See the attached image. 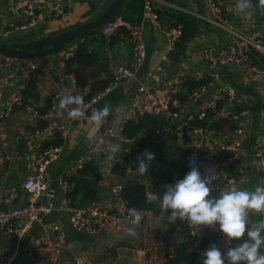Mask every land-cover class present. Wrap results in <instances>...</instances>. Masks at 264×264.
Returning a JSON list of instances; mask_svg holds the SVG:
<instances>
[{"label":"crops","instance_id":"0c3cea01","mask_svg":"<svg viewBox=\"0 0 264 264\" xmlns=\"http://www.w3.org/2000/svg\"><path fill=\"white\" fill-rule=\"evenodd\" d=\"M58 1L62 4L64 13L44 24L47 31L51 30V33L64 25L83 22L91 18L98 10L94 3L96 0ZM161 1L163 4L155 10V17L147 19L143 17L144 0L127 1L121 20L141 24L146 59L132 77L96 92L90 101L79 106L90 104L69 126L66 137L61 139L59 158L47 167L48 189L40 202L52 204L54 207V210L44 217V223L51 227L58 225L64 233L63 248L57 261L54 263L48 261L45 248L31 256L28 255L31 240L41 235L40 225L34 223L30 227L17 225L12 234L0 229V257L3 255L9 259V264H65L74 263L77 258L83 264H164L166 258L180 243L183 225L179 222L168 224L163 215H155L148 210L140 213L142 219L139 225H123L124 232L121 239L115 237L112 224L106 225L95 234L76 231L70 222L71 214L60 210L61 206H71V203L66 196L68 192L63 193L59 179L65 177L69 168L79 159L87 156L88 138L94 136L104 123L117 126L123 119L135 123L144 120L145 114L138 107L135 108L134 103L137 104L139 97L137 91L140 85L149 81L150 71L157 65H161L163 69L164 83L157 85L158 95L166 96L171 90L176 94L183 92L185 81H197L207 74L208 64L205 56L208 49H213L217 53L228 41L225 32L201 21L198 24V35L186 44L185 49L184 47L182 50L178 49L177 59L163 61L165 40L161 29L167 27L168 23L159 14L167 11L176 15L197 17L196 15H207L208 10L203 0ZM239 3L240 0H218L229 22L239 31L249 34L255 30L264 29V18L259 16L260 5L251 0V8L240 12L237 7ZM171 6H178L185 12L174 10ZM39 10V14L44 11L43 7ZM60 18L61 21L58 20ZM22 19L21 6L12 3L11 0H0V36L17 29ZM80 47L99 57L96 63L83 70L84 85L82 87L77 86L76 80L75 85L72 86L70 81H59L52 76L53 72L59 69V63L66 54L65 49L44 58L30 59L37 64L40 74V77L34 81L25 80L23 63L20 60L14 59L9 66L0 67V92L2 93L0 109L11 98L21 97V104L14 107L6 121L5 142L0 141V203L3 202L4 188H12L18 194V199L10 208L28 201L22 184L34 170L33 160L40 145V140L34 137V131L41 129L38 126L40 121L47 124L48 113H51L54 120L62 126H67V111L77 105H68L61 109L59 107L61 99L67 96L84 98L93 83L106 79L107 72L112 76L116 62L128 65L132 59L131 45L125 29H119L111 38H105L99 32L74 41L69 47L73 52L70 58ZM69 70L72 69L69 68ZM260 70L262 73L247 78L235 65L217 66L218 80L202 92L191 96L182 104L179 114L170 120V123H178L177 127L182 126L191 114L198 112L203 103L219 106L217 117L226 114L235 116L234 121L238 129L235 134L241 141L239 159L232 167L224 165V157L219 158L216 180L218 190L212 192V195H218L220 191L233 187L254 190L258 185L264 186V176L253 157V153L264 146V112L261 108L264 103V68ZM222 87H230L236 91V97L232 102L228 103L221 94ZM170 88L173 89L169 90ZM48 98L51 99L50 108L46 113L39 114L38 110L44 108ZM25 105L32 107L36 113L26 111ZM105 106L110 108L108 117L101 122H93L90 119L93 111L103 109ZM238 109L240 113L235 115ZM168 117V114H161L153 119H163L165 122ZM172 134L175 135V139L172 138ZM172 134L169 124L162 129L146 127L136 139L128 142L112 138L105 140L96 154L88 160L89 162L94 159L102 179L97 185L93 198L84 206L101 208L111 213L120 211L121 205L113 196L112 188L116 185L124 186L133 181L132 173L136 167L137 157H141L145 152L139 151V144L146 147L147 151L153 153L155 157L151 161L148 173L140 175L139 180L145 187V192H151L154 200L158 202L166 191L167 185L178 179L176 168L172 166V163L182 164L185 155L191 151L196 152L202 162L217 160L218 155L215 153L218 146L213 145L209 150L202 147L199 144L202 141V134L199 131H187L188 142L183 139L181 130L176 134L173 131ZM227 135L226 132L214 133L208 134L207 138L222 146L228 140ZM53 140L52 138L45 140L42 145L54 146L50 143ZM113 148H117L115 153L112 151ZM159 211L161 212L160 207ZM129 227L135 228V237L125 235ZM205 229L217 231L207 227ZM198 244V242L195 243V245ZM232 244L234 242L231 241L230 246H233ZM207 248L208 245L203 250ZM3 262L5 261L0 258V264Z\"/></svg>","mask_w":264,"mask_h":264},{"label":"built area","instance_id":"2783aa9c","mask_svg":"<svg viewBox=\"0 0 264 264\" xmlns=\"http://www.w3.org/2000/svg\"><path fill=\"white\" fill-rule=\"evenodd\" d=\"M207 6V15H196L199 20L204 21L211 26L218 28L225 32L228 36V41L226 45L217 53L213 49H208L206 53V60L208 64L207 76L211 80V84L218 80V73L216 71L217 66L235 65L243 73L244 76L250 78L256 74L262 73L258 65L253 59L255 53H260L264 55V29L255 30L249 34L243 33L236 29L227 19L226 13L222 10L218 4V0H203ZM12 3L19 5L23 8V19L18 29H24L26 27H33L38 24H42L44 21H48L54 17L61 16L63 11L62 4L56 0L53 2H47L46 0H11ZM163 4L161 0H144L143 4V17L144 18H154L155 10L159 5ZM43 7L44 11L39 14V8ZM174 10L185 12L178 6H171ZM259 16L264 18V8L260 6ZM119 29H125L127 33V38L131 45L132 59L128 65L121 62H116L114 64V73H112L111 86L120 83L122 80L132 77L135 72L144 63L147 53L146 47L142 35L141 24H133L127 21L118 20L115 23H111L105 26L101 35L105 38H111L115 36ZM164 40H165V52L163 56V61H169L171 56L176 52L177 44L182 36L181 26H167L161 29ZM6 35L3 34L1 36ZM73 52L66 53L59 63V69L53 72V75L59 81H70L71 85H75V78L73 73L67 68L65 61L71 57ZM14 61L13 58L0 55V67L9 66ZM23 63V75L26 81H34L40 77L38 72V67L35 62L30 59L20 60ZM163 69L161 65L155 66L149 73V78L147 83L140 85L138 89V100L137 104L134 103L135 108H139L144 114L151 116L152 118H158L161 114L169 113V101L171 97L176 94L173 88H170L169 93L166 96L158 95L156 93V87L159 83H164L163 79ZM210 84V85H211ZM205 88L198 91L191 92V96L202 92ZM221 94L229 102H232L236 97V91L230 87H222L220 89ZM2 99V93L0 92V102ZM21 104V97L15 96L7 101L3 107L0 109V141L5 142V130L6 121L11 115L14 107ZM90 104L86 103L83 107H79L82 113ZM215 106L209 103L201 104L198 112L193 113L189 116L197 117L198 119L203 118L204 111L213 110ZM77 107H72L67 111L66 120L67 126H62L58 121L52 118L51 113H48V123L43 129H36L34 131L35 139L40 140V145L38 147V153L33 160L34 170L29 174L22 184V189L24 193L28 196V201L25 204L19 205L17 207L10 208L14 205V202L18 199L17 192L9 187L3 189V202L8 206L6 213L0 211V229L6 233L12 234L17 227V225H23L24 227H30L32 224L37 223L41 227V235L38 238L32 239L30 246L28 248V255H33L36 251L41 249H47L48 261L54 263L63 248L64 233L60 226L53 225L48 226L44 223V217L48 215L54 207L52 204H42L40 199L47 192V181H46V171L47 167L54 161H56L60 156L61 146H46L42 145V142L52 138L64 139L68 133L69 126L77 118H72L69 112ZM24 109L28 112L36 113L32 107L25 105ZM215 113V111L213 110ZM217 115V113H216ZM227 115V114H226ZM235 120V116H232ZM128 120L123 119L117 126H113L108 123L102 124L96 134L88 138L87 142V156L85 158L79 159L75 164H73L65 177L59 179V185L63 193L69 191V184L65 179L68 176L75 175L80 169L84 167L89 158L94 156L97 150L102 146V144L107 139H117L120 141L128 142L133 139H128L123 136L122 132L127 124ZM179 131L182 130V126H178ZM238 130V129H237ZM228 133L227 142L223 143L222 146L218 145L216 141L207 138L208 134L212 132L192 130L190 132L199 131L201 136V142L199 143L205 149H211L214 145L218 146L217 160H212L210 162H202L196 152H189L184 157V162L191 166L194 161L199 167L200 172L203 177L208 181L209 187L213 188V192L218 190L216 184L217 180V168L219 167V158L224 157V165L234 167L239 159V151L241 141L237 132ZM189 131V130H187ZM253 157L256 164L264 176V146L259 147L254 153ZM140 175H138L134 169L132 173V179L135 182L138 181ZM123 185H116L112 188V194L116 201L121 205L119 212L111 213L101 208L93 206H83V207H71L63 205L60 210L68 212L71 214V225L79 232H86L89 234H95L106 225L112 224L114 226V235L117 239H121L123 235V225H132L127 208L120 199L119 195L121 193ZM154 200V196L151 192H146V201L150 202ZM141 215V214H140ZM142 217V216H141ZM255 218V219H253ZM264 219V214L249 213V224L257 222L258 220ZM180 224L186 227L188 235L193 237L195 240L199 241L201 235L205 228L203 226H193L189 223L177 220ZM214 236V241L217 247L222 251H227L230 246L231 241L227 238H223L222 234L217 230ZM3 262L2 264H9V259L5 256L0 257ZM65 264H83L78 258L75 259L74 263Z\"/></svg>","mask_w":264,"mask_h":264},{"label":"trees","instance_id":"16d2710c","mask_svg":"<svg viewBox=\"0 0 264 264\" xmlns=\"http://www.w3.org/2000/svg\"><path fill=\"white\" fill-rule=\"evenodd\" d=\"M252 1L253 3L259 4L262 6V8H264V2H262V0ZM159 16H163L166 19V22L168 23L166 26L179 25L182 28V36L177 44L176 52L171 56V59L175 60L177 59L178 49L181 48L182 50L183 47L185 49L186 44L191 42L198 35V24L201 22V20L185 14L176 15L167 11L164 12V14H159ZM253 59L259 68H264L263 55L254 54ZM98 60L99 57L97 54L88 53L81 47L75 52L72 58L66 60L67 68L69 67L72 69L71 72L74 75L78 87H82L84 85L82 74L83 70L92 66ZM261 63L263 64L261 65ZM111 82L112 76L107 72L106 79L95 82L91 85L89 93L83 98V104L87 101H90L95 96L96 92L105 90L111 84ZM210 84L211 80L207 75H204L202 79L197 81H185L183 84L184 91L174 94L169 101L170 116L165 122L163 119H158L160 120L158 123V120L153 119L148 115H144V122H127L122 132L123 136L128 139H136L143 129H146V127L162 129L164 127H168L169 124L171 128V134L173 131L175 134L180 132L177 127L178 123H170V120L179 114L180 107L191 97V92L198 91L202 88L206 89L210 86ZM50 102L51 99L48 98L44 108L38 110L39 114H44L47 112L51 106ZM261 108L264 112V103L261 105ZM213 110L204 111L203 118L201 119H198L197 117L187 118L183 124L186 130L208 131L212 132V134L225 132L231 133L237 130V124L232 119V115L227 114L217 117L216 113L219 110V106H215ZM238 113H240L239 109L236 110L235 115H238ZM45 124V122L40 121L38 126L43 129ZM172 136V138L175 139V135L172 134ZM50 143L54 146H60L62 144V140L54 139ZM139 151L144 152L147 151V149L142 144H139ZM172 166L176 168L178 179H183L187 172L190 171V165L185 162L182 164L174 162L172 163ZM65 179L69 184V191L66 196L69 200V203H71V207H82L87 205L95 195L97 191V185L99 181H101L102 175L94 159H92L89 162H86L84 167L80 169L75 175L68 176ZM119 197L124 203V206L127 208L128 213L130 209H136L139 213L148 210L155 215H162V213L159 211V202L157 200H152L150 202L146 201L145 187L141 184V180L124 184ZM215 234L216 232L205 229L203 231V235L200 236L198 241L188 235L186 227L183 226L182 239L180 243L173 249V253L166 258L164 264H202L203 253L206 251L203 250V248H206L207 245L208 248L213 245L217 246L214 241ZM196 242L199 244L195 245Z\"/></svg>","mask_w":264,"mask_h":264},{"label":"clouds","instance_id":"9594fccd","mask_svg":"<svg viewBox=\"0 0 264 264\" xmlns=\"http://www.w3.org/2000/svg\"><path fill=\"white\" fill-rule=\"evenodd\" d=\"M264 2V0H262ZM240 12L251 8V0H240L237 5ZM77 105L69 112L70 117L81 115L79 106L83 104L81 96H67L61 99V109L68 105ZM110 108L94 110L93 122H101L108 117ZM113 153L117 148H113ZM154 154L142 153L136 161L135 171L138 175L148 173ZM111 159V157H109ZM213 188L202 176L199 167L193 161L190 171L172 184L159 200L162 215L168 224L177 220L193 226H203L218 230L222 237L234 242L227 251L213 245L202 257V264H264V219L249 224V213L264 214V186H256L254 190L229 188L212 195ZM133 226L139 225L142 217L136 209H130ZM127 237H135L134 227L126 229Z\"/></svg>","mask_w":264,"mask_h":264},{"label":"water","instance_id":"95a60500","mask_svg":"<svg viewBox=\"0 0 264 264\" xmlns=\"http://www.w3.org/2000/svg\"><path fill=\"white\" fill-rule=\"evenodd\" d=\"M127 1L96 0L94 3L98 10L91 18L80 23L64 25L54 33H51V30L47 31L44 25L47 21L33 27L17 28L0 36V55L24 60L44 58L59 53L63 49L66 53H70L72 50L69 47L74 41L99 33L105 26L121 20ZM58 20L61 21V18ZM181 131L183 139L188 142L189 136L184 125ZM134 155L138 156L137 153ZM7 210L8 206L4 202L0 203V211L6 213Z\"/></svg>","mask_w":264,"mask_h":264},{"label":"bare ground","instance_id":"6f19581e","mask_svg":"<svg viewBox=\"0 0 264 264\" xmlns=\"http://www.w3.org/2000/svg\"><path fill=\"white\" fill-rule=\"evenodd\" d=\"M109 86H111V85H109ZM109 86H108V87H109ZM145 115H147V114H145ZM148 116H149V115H148ZM150 117H151V116H150ZM151 118H152V117H151Z\"/></svg>","mask_w":264,"mask_h":264}]
</instances>
